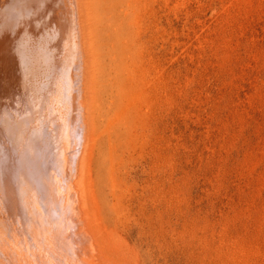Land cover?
Wrapping results in <instances>:
<instances>
[{"label": "rangeland", "instance_id": "1", "mask_svg": "<svg viewBox=\"0 0 264 264\" xmlns=\"http://www.w3.org/2000/svg\"><path fill=\"white\" fill-rule=\"evenodd\" d=\"M10 1L0 27L50 54L60 41L70 47L67 27L82 4L100 92L83 177L87 218L119 252L108 241L93 246L123 252L116 264H264V0ZM17 49L0 48V106L32 104L52 121L49 94L24 100L42 72Z\"/></svg>", "mask_w": 264, "mask_h": 264}, {"label": "bare ground", "instance_id": "2", "mask_svg": "<svg viewBox=\"0 0 264 264\" xmlns=\"http://www.w3.org/2000/svg\"><path fill=\"white\" fill-rule=\"evenodd\" d=\"M7 1L9 3L10 0H0V7L6 4ZM16 1L18 2V0ZM27 2L25 0V4ZM31 4L29 6L32 7ZM33 4L35 5V3ZM81 5L77 3L75 8L78 12L75 16L77 24L73 23L71 24L72 27H67V42L70 43V47H64V43L60 41L57 43V51H54L53 54V51L51 52L52 56H49L51 54L45 49L44 46L46 45L41 44L43 47L39 49L29 41H22L23 39L19 38L20 31L12 29L11 24H8L9 26L5 29L0 27V48L6 50L7 45L9 47L12 44L18 46L17 52L19 54L22 50L28 52L27 61L24 60L37 66L39 72H42L39 77L34 75L33 78L31 75L34 81L32 80L30 85L27 84L29 87L24 86L23 88L28 93L31 89V93L36 92V94L31 97V93L28 95L23 92L24 97L33 99L34 102L30 103L36 104L35 99H37L42 104L43 100L41 98L46 97L43 96V93L49 94L50 98H47V100L56 113V115L53 114L55 116L53 117L54 121H51L50 118H47L49 116L46 118L42 116L40 119L39 114L41 113L38 114L35 110L37 107L34 109L32 104L24 105L21 109L19 107V110H17L20 101L17 100V96L14 94L13 99H16L19 103L16 104L15 100H11L17 108L12 106L5 110L0 106V264H116V259H119V257L124 260L122 259L123 252H121V256L117 258L115 256L119 251L114 249L112 243L117 241L109 239L111 243L104 239V234L98 222H94L95 219L92 222L87 218V215L90 216L88 214L90 210H88L87 195H84L86 187L83 184V177L85 169H87L86 164H89V162L87 163L88 155L86 153H88L87 146L93 131V108L100 92L96 89V74L92 73V70L95 69L94 57L90 58L86 54L88 50L85 46L87 45L89 48L92 46L90 47L91 43L85 45V39L88 38L89 31L85 26L86 22L84 23L86 16L82 12ZM5 8L7 7L5 6ZM9 9L11 8L9 7ZM6 10V12L2 11L3 14L10 11L8 8ZM22 11L21 13L24 12ZM2 12L0 10V15ZM71 14L68 13V15ZM2 17H0V23ZM86 24L88 25V23ZM91 25L90 23L89 27ZM92 26H94V22ZM64 30L65 28L61 27V38H63ZM92 32L93 34L96 33L95 27ZM90 38L92 37L90 36ZM41 48H44L45 53L47 52L49 55L41 53ZM13 49L15 48L13 47ZM92 49H89V51H93ZM89 54L91 55V53ZM11 59L13 58L10 57L9 60ZM17 62L19 64V60ZM6 64L9 65V63ZM8 70H11V68ZM24 70L22 71L25 72ZM20 74L23 73L20 72ZM24 74L27 75L26 72ZM11 77L13 78V74ZM7 78L5 80H8ZM1 84L3 83H0L2 89ZM23 85H26L25 82ZM6 88H8L7 85ZM6 92L8 91L6 90ZM10 92L9 99L12 98V93L16 91L12 92L11 90ZM40 95H42L41 98ZM21 97L23 98V95ZM26 97L23 99L26 100ZM5 99V102L9 101ZM44 101L46 102V100ZM21 103L25 104V101ZM26 103L28 102L26 101ZM37 106L40 107V105ZM39 112H42V109ZM42 119H49L51 122ZM101 240L104 243L108 241L107 244L111 243L112 249L108 248V250L111 254H115L116 259L110 257V252L107 249L108 252L104 249L105 253H103V249H98L102 243ZM95 241L100 244L97 245L98 247L93 246ZM104 245L105 247L108 246ZM117 246L119 247V245ZM94 247L97 249L95 250ZM110 249L112 251L114 249L116 253ZM97 251L100 255L103 254V257L98 255L101 258H96ZM126 252L125 256L127 257ZM118 262L122 263L121 261Z\"/></svg>", "mask_w": 264, "mask_h": 264}]
</instances>
